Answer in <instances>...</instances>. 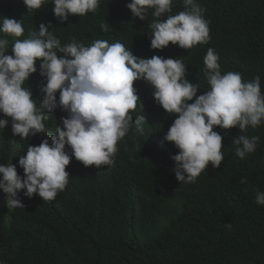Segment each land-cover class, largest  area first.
I'll return each instance as SVG.
<instances>
[{"label":"trees","instance_id":"trees-1","mask_svg":"<svg viewBox=\"0 0 264 264\" xmlns=\"http://www.w3.org/2000/svg\"><path fill=\"white\" fill-rule=\"evenodd\" d=\"M131 2L102 0L97 14L70 15L62 23L51 3L28 12L23 0H0V16L23 20L25 37L51 23L62 44L73 36L86 46L105 39L120 41L139 58H181L188 81L200 86L198 96L210 90L204 56L213 48L222 74L239 72L245 81L259 75L264 92V0H198L211 39L188 50L152 49V10L141 21L127 8ZM184 10L183 0H174L171 14ZM101 23L109 32L101 31ZM134 87L144 104V132L136 131L134 116L114 166L85 167L73 157L66 190L51 202L21 191L25 208L9 209L0 189V264H264V205L256 203L257 191L264 192V124L244 132L214 128L222 136L220 167L209 165L194 184L180 183L173 159L179 150L165 140L175 117L156 102L150 84L137 81ZM52 114L46 124L55 134L68 113L58 108ZM241 135L260 138L243 160L234 145ZM14 156V150L0 152V161ZM17 172L24 176L20 165Z\"/></svg>","mask_w":264,"mask_h":264},{"label":"clouds","instance_id":"clouds-1","mask_svg":"<svg viewBox=\"0 0 264 264\" xmlns=\"http://www.w3.org/2000/svg\"><path fill=\"white\" fill-rule=\"evenodd\" d=\"M23 3L28 12L51 3L55 17L64 23L70 15L97 14L102 0ZM173 3L132 0L127 8L141 21L152 10L149 27L154 50L169 45L188 50L208 44L206 9L198 0H183L185 10L172 15ZM0 17V152H15L11 160L0 161V189L9 209L25 208L18 196L24 190L29 198L38 193L44 201H54L70 182L66 169L73 157L85 167L114 166L117 145L133 127L134 116L136 131L144 132V104L134 87L137 81L150 84L156 102L175 117L165 140L179 150L173 159L180 183L194 184L209 165L220 167L222 136L214 128L238 127L244 132L264 124L261 77L245 81L239 72L222 74L219 54L213 48L204 56L210 90L198 96L200 86L188 81L181 58H139L120 41L110 44L105 39L86 46L73 36L62 44L50 31L51 23H41L38 31L30 29L25 37L23 20ZM100 29L110 30L107 23H101ZM10 44L12 54H8ZM29 79L30 88L25 86ZM58 108L68 115L53 134L46 122ZM259 139L239 136L234 141L235 155L243 160L255 153ZM18 165L23 177L18 175ZM256 203L264 205V192L257 191Z\"/></svg>","mask_w":264,"mask_h":264}]
</instances>
